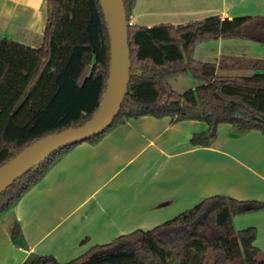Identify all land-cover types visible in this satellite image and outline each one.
Here are the masks:
<instances>
[{
  "label": "trees",
  "instance_id": "obj_1",
  "mask_svg": "<svg viewBox=\"0 0 264 264\" xmlns=\"http://www.w3.org/2000/svg\"><path fill=\"white\" fill-rule=\"evenodd\" d=\"M122 1L130 59L125 99L111 126L86 142L97 143L115 127L145 116L204 123V131L192 134V146H210L221 124L237 135L264 136V61L229 64L253 71L251 76H218L214 64L193 59L197 44L217 36L264 46L263 16L141 27L129 25L134 0ZM47 5L38 48L0 38V167L36 141L88 122L106 89L110 40L99 0H47ZM180 75L199 85L178 94L169 81ZM76 145L53 153L2 192L0 216ZM263 209L257 201L215 195L150 230L94 245L67 263L33 254L23 264H264L254 246L256 229L233 226V217ZM9 233L22 245L17 223Z\"/></svg>",
  "mask_w": 264,
  "mask_h": 264
},
{
  "label": "crops",
  "instance_id": "obj_2",
  "mask_svg": "<svg viewBox=\"0 0 264 264\" xmlns=\"http://www.w3.org/2000/svg\"><path fill=\"white\" fill-rule=\"evenodd\" d=\"M197 1L134 0L130 22L152 27L182 13L222 20L264 17V0ZM168 2L174 11L166 10ZM47 11V0H0V38L38 48ZM193 59L214 64L218 76H251L253 71L229 64L264 61V46L217 36L197 44ZM205 129L198 121L145 116L115 127L97 143L77 144L0 216V264H23L33 254L67 263L94 245L150 230L215 195L264 204V136L237 135L221 124L210 146L190 145L192 134ZM15 223L22 245L10 238ZM233 226L256 229L254 246L264 259V209L233 217Z\"/></svg>",
  "mask_w": 264,
  "mask_h": 264
},
{
  "label": "water",
  "instance_id": "obj_3",
  "mask_svg": "<svg viewBox=\"0 0 264 264\" xmlns=\"http://www.w3.org/2000/svg\"><path fill=\"white\" fill-rule=\"evenodd\" d=\"M99 3L110 40V62L106 89L98 110L82 126L36 141L1 166L0 194L53 153L100 135L118 115L125 99L130 70L126 14L122 0H99Z\"/></svg>",
  "mask_w": 264,
  "mask_h": 264
},
{
  "label": "rangeland",
  "instance_id": "obj_4",
  "mask_svg": "<svg viewBox=\"0 0 264 264\" xmlns=\"http://www.w3.org/2000/svg\"><path fill=\"white\" fill-rule=\"evenodd\" d=\"M195 1L192 0L193 3ZM168 3L169 4L167 5L166 10L169 11V12L174 11L175 10L174 9L175 6H172V2H168ZM195 4H196V2H195ZM200 8L202 10H206L207 9L206 6H202V5L200 6ZM206 17L207 16L204 15V14H198V15H194V16L191 15L190 16V14L182 13V14H177V16H175V17H171V16L165 17L160 23L172 25L171 23L175 22V23H178V25H185V24H187L189 22L201 21V20H203ZM169 83H170L171 87L173 88V90L175 92H177L178 94H182L186 90H189V89H194V88H196L199 85V83L197 81L193 80L188 75H180V76H178V77H176L174 79H171L169 81Z\"/></svg>",
  "mask_w": 264,
  "mask_h": 264
},
{
  "label": "built area",
  "instance_id": "obj_5",
  "mask_svg": "<svg viewBox=\"0 0 264 264\" xmlns=\"http://www.w3.org/2000/svg\"><path fill=\"white\" fill-rule=\"evenodd\" d=\"M129 25H132V23L130 22Z\"/></svg>",
  "mask_w": 264,
  "mask_h": 264
}]
</instances>
